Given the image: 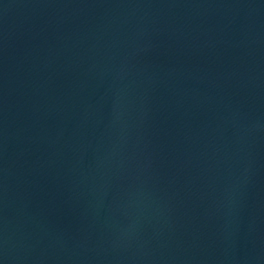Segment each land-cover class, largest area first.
Wrapping results in <instances>:
<instances>
[{"label":"water","instance_id":"95a60500","mask_svg":"<svg viewBox=\"0 0 264 264\" xmlns=\"http://www.w3.org/2000/svg\"><path fill=\"white\" fill-rule=\"evenodd\" d=\"M0 264H264V0H0Z\"/></svg>","mask_w":264,"mask_h":264}]
</instances>
